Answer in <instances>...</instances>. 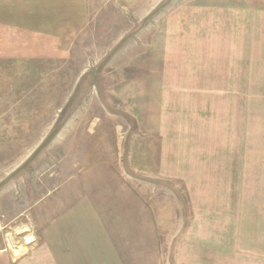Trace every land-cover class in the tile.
Returning a JSON list of instances; mask_svg holds the SVG:
<instances>
[{"label":"rangeland","instance_id":"374dc122","mask_svg":"<svg viewBox=\"0 0 264 264\" xmlns=\"http://www.w3.org/2000/svg\"><path fill=\"white\" fill-rule=\"evenodd\" d=\"M90 3L0 62V250L92 202L144 264H264V0Z\"/></svg>","mask_w":264,"mask_h":264},{"label":"crops","instance_id":"0c3cea01","mask_svg":"<svg viewBox=\"0 0 264 264\" xmlns=\"http://www.w3.org/2000/svg\"><path fill=\"white\" fill-rule=\"evenodd\" d=\"M90 1L0 0V62L45 53L39 45L34 49L33 38L58 37L64 18H90ZM254 13L250 18H264V12ZM110 221L92 202H83L46 224L39 242L23 256L0 250V264H144L134 248L138 242L133 240L131 255L129 239L118 238Z\"/></svg>","mask_w":264,"mask_h":264}]
</instances>
